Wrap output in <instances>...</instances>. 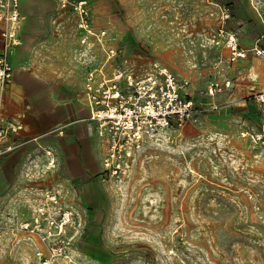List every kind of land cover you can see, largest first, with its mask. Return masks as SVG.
<instances>
[{"label":"rangeland","instance_id":"374dc122","mask_svg":"<svg viewBox=\"0 0 264 264\" xmlns=\"http://www.w3.org/2000/svg\"><path fill=\"white\" fill-rule=\"evenodd\" d=\"M86 1L95 30H107L109 44L122 49L134 70L144 73L158 62L190 83L196 102L217 108L168 132L128 180L98 179V184L94 176L102 149L97 134L89 137V168L80 141L57 130L66 123L59 114L63 108L73 110V123L85 121L83 77L104 56L97 45L81 43L77 17L56 0L47 30L29 39L22 67L57 89L55 106L31 117L6 112L27 125L31 120L27 131L43 135L14 152L11 157L17 159L0 177V264H42L35 250L47 255L46 245L29 240L17 227L29 220L39 194L53 188L85 213L87 225L72 237L67 257L49 264H264V143L251 137H264V106L248 100L264 93V56L247 49L246 38V57L235 61L216 45L223 22L208 0ZM215 1L229 4L238 21L225 28H240L235 4ZM242 3L261 15L263 40L264 5ZM106 69L111 73L110 66ZM212 81H230L231 87L213 98L198 96ZM79 132L75 128L73 135L78 138Z\"/></svg>","mask_w":264,"mask_h":264},{"label":"built area","instance_id":"2783aa9c","mask_svg":"<svg viewBox=\"0 0 264 264\" xmlns=\"http://www.w3.org/2000/svg\"><path fill=\"white\" fill-rule=\"evenodd\" d=\"M208 1L219 9L223 22L214 36L216 45H223L233 61L246 57L238 33L225 28L233 17L231 7L215 0ZM255 2L263 4V0ZM59 5L77 17L81 43L89 48L97 45L104 56L98 67L86 71L82 94L89 111L87 120L91 131L97 134L101 144L98 178L102 182L128 180L134 168L149 158L152 148L159 145L168 132L196 123L206 112L217 108H207L196 102L189 93L190 83L179 80L168 67L158 62L152 63L144 73L134 70L129 60L123 58L122 49L109 44L107 30H95L86 0H59ZM24 19L21 0H0V164L5 156L27 142L21 137L24 124L4 112L5 97L14 76L12 56L22 45L19 30ZM254 51L257 56H264V49L255 48ZM107 66L112 68L111 73ZM229 87L230 81H212L198 92V96L213 98ZM248 100L264 106V93L254 94ZM57 132L63 136L64 127ZM242 135L251 134L243 132ZM251 137L264 143L263 135L252 134ZM30 212L29 220L21 221L17 230L28 234L29 240H41L46 245L47 255L39 248L35 250L42 264L67 257L74 234L86 229L85 213L66 203L62 190L57 188L41 192ZM68 230L73 232L70 238Z\"/></svg>","mask_w":264,"mask_h":264},{"label":"crops","instance_id":"0c3cea01","mask_svg":"<svg viewBox=\"0 0 264 264\" xmlns=\"http://www.w3.org/2000/svg\"><path fill=\"white\" fill-rule=\"evenodd\" d=\"M227 1H230L235 4L234 5L235 14L238 15L240 18V23H241L240 28L236 29L238 35L241 36L240 46L243 48L242 45L244 41L243 38H246L245 40L248 42L247 49H251V48L264 49V38L261 41L259 39L263 32V21L261 15L258 12H253L249 8L245 7V5H243L242 3L243 0H227ZM263 5H264V0H263ZM57 8H58V4L56 0H21V11L23 16L25 17L21 25L22 32L21 34H19L22 41V45L15 50L12 56V67L14 71V76H13V81L9 86L4 102V112L7 116H8L7 113L16 115L19 112H25L30 117L46 115L48 112H50L51 108L55 106L52 103V101H54L55 99L57 89L50 88V86L48 85V80L46 81L41 80L33 76L29 72L23 70L22 67H24V65L27 64L28 52H29L28 51L29 39L47 30L50 19L53 13L55 12V10H57ZM250 18L254 19V21L249 20ZM231 22H234V25H236L238 21L236 20V17L235 18L232 17L230 24ZM84 77H83V88H84ZM83 88H82V92H83ZM202 104L203 106L208 107V105H205L204 103ZM81 109H82V113L84 114L83 117L85 121L76 122V123H73L75 121L72 120L73 110L71 108L60 109L59 114L61 115V117L63 115V118L66 122L60 128L64 127L63 136L75 138L78 141H80V144L84 149L83 155H84L85 163L89 168H92L93 167L92 166L93 162H91L92 149H91V141L89 140V137L92 135L93 131H91L90 122L87 120L89 117V111L83 98H82ZM21 122L25 126V130L21 134V137L27 141L26 144L37 142L39 139L42 138L43 134L40 133L31 134L27 131L26 127L28 125H32L31 120L28 119L27 122L28 125L24 121ZM75 128L78 129V131L80 130V132L78 133V138H76V136L73 135V130ZM43 133L44 136H46L45 135L46 132ZM13 153L5 156L1 160V164H0L1 175L5 170V165L6 167L9 168L8 163L11 164L10 166H12L14 161L17 159L16 156L11 157Z\"/></svg>","mask_w":264,"mask_h":264},{"label":"flooded vegetation","instance_id":"af4514ba","mask_svg":"<svg viewBox=\"0 0 264 264\" xmlns=\"http://www.w3.org/2000/svg\"><path fill=\"white\" fill-rule=\"evenodd\" d=\"M98 173H99V171H98V172L95 174V176H94V177H95V179H96V182L99 184V180H98V179H99V178H98Z\"/></svg>","mask_w":264,"mask_h":264}]
</instances>
